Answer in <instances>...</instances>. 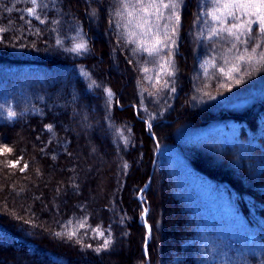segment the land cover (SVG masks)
<instances>
[{"label": "trees", "instance_id": "1", "mask_svg": "<svg viewBox=\"0 0 264 264\" xmlns=\"http://www.w3.org/2000/svg\"><path fill=\"white\" fill-rule=\"evenodd\" d=\"M199 1L163 75L121 0H0V264H264V100L189 102Z\"/></svg>", "mask_w": 264, "mask_h": 264}, {"label": "rangeland", "instance_id": "2", "mask_svg": "<svg viewBox=\"0 0 264 264\" xmlns=\"http://www.w3.org/2000/svg\"><path fill=\"white\" fill-rule=\"evenodd\" d=\"M231 2L199 1L193 35L198 52L193 72L195 90L189 97L192 104L243 108L253 101L264 100V75L260 67L264 63V33L259 17L226 9L225 5ZM121 3L122 33L159 65L163 75H172L178 49L179 0H121ZM169 3L175 7H164ZM239 25L244 28L234 27ZM73 39V48L84 44L76 34ZM9 111L13 112V101L5 99L0 103V114L8 116Z\"/></svg>", "mask_w": 264, "mask_h": 264}, {"label": "snow or ice", "instance_id": "3", "mask_svg": "<svg viewBox=\"0 0 264 264\" xmlns=\"http://www.w3.org/2000/svg\"><path fill=\"white\" fill-rule=\"evenodd\" d=\"M31 2L33 4H35L36 0H31ZM164 7H172V8H174L175 4L174 3L165 4ZM225 8L226 9L231 8V9H235V10H240L245 15H248V14L257 15L259 17L260 30H261L262 33H264V0H232V2L230 4H226L225 5ZM28 14L29 15H34L35 14V9H29L28 10ZM228 14L231 15L232 13L229 12ZM176 21H177V24H178L179 16H176ZM234 27H236L238 29L244 28L243 25L234 26ZM228 31L231 32V29H229ZM84 50H86V45L83 44V43L78 44L74 49H72V51H75V52H80V51H84ZM106 92H107V95L109 97H111L113 95L110 90H106ZM14 116H15V113L9 111V113H8L9 119H11ZM47 127L49 128V130L51 129L50 125L47 126ZM5 151H9L10 152L11 149L10 148H6ZM17 163H18V161H17ZM13 167H15V164H13ZM125 167H127V165H125ZM24 168H27V165H25ZM24 168H21L20 170L24 171ZM81 227H83V225H81ZM96 231L98 232L99 235H103V233L99 232L98 229ZM57 235H60V234L57 233ZM75 235H76V233L74 231L70 232L69 233V238H72ZM110 243H111V240L106 239L104 241L103 245H102V248L103 249H107L109 247ZM96 251L97 252L101 251V248H97Z\"/></svg>", "mask_w": 264, "mask_h": 264}, {"label": "water", "instance_id": "4", "mask_svg": "<svg viewBox=\"0 0 264 264\" xmlns=\"http://www.w3.org/2000/svg\"><path fill=\"white\" fill-rule=\"evenodd\" d=\"M155 162V161H154ZM154 162H153V166H154ZM148 186V183L146 184V186L144 187V189L146 188ZM146 212H147V210L145 211V213H144V218H145V216H146Z\"/></svg>", "mask_w": 264, "mask_h": 264}]
</instances>
